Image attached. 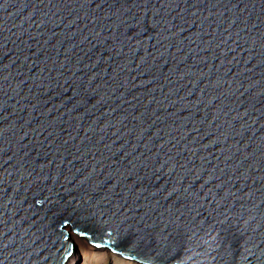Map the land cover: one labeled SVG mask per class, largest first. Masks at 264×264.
Returning <instances> with one entry per match:
<instances>
[{
  "label": "water",
  "instance_id": "1",
  "mask_svg": "<svg viewBox=\"0 0 264 264\" xmlns=\"http://www.w3.org/2000/svg\"><path fill=\"white\" fill-rule=\"evenodd\" d=\"M0 130L3 264H66V219L140 264L161 234L169 264H242L264 230V0H0Z\"/></svg>",
  "mask_w": 264,
  "mask_h": 264
},
{
  "label": "snow or ice",
  "instance_id": "2",
  "mask_svg": "<svg viewBox=\"0 0 264 264\" xmlns=\"http://www.w3.org/2000/svg\"><path fill=\"white\" fill-rule=\"evenodd\" d=\"M99 6V5H98ZM143 17H141V20ZM156 25V21H153ZM239 103V101H237ZM0 135H2V130H0ZM22 139V137H21ZM19 147V146H18ZM160 169L165 167V165L168 166L169 172L168 174H171L173 170L175 169V162L171 160V158L163 161L162 163L159 164ZM170 165H174L173 167H170ZM160 169L156 168V171L159 172ZM25 176H31V172H26L24 173ZM200 172L197 171L196 176H199ZM195 179V177H193ZM212 179V175H208V179L204 181V184H207L209 180ZM218 186V184L216 185ZM203 188V185L200 186ZM211 191L212 189L209 188L207 191V194L204 193V195H201L199 191L196 189H193L189 186H184L183 189L179 188L178 186H173L171 191H168L167 196H172L174 193L176 194V197H181V203H186L187 201L191 200L193 204H199L201 203V197L205 198L208 196H211ZM166 196V197H167ZM212 199H214L212 197ZM70 221L69 220H64L63 221V227L67 229V226L69 225ZM258 229H261V226H259ZM258 229H253L252 234L248 235L245 233V237H242L244 239V244H243V252H242V264H251L249 261V257L253 256L256 254V250L259 249L258 253L259 255L257 258L259 259L260 257H264V248H260V244L264 242V230L260 231L259 234L257 235V230ZM104 231H107L105 229ZM155 230H153L154 232ZM76 235L80 237L82 240H87L89 242L90 247L94 249H99V250H105L108 251L110 254H114L117 258L123 259V252L120 250V248L117 246V241L113 239H105L103 242H97L95 239L92 238L90 233L86 230H82L80 228H76L73 226L72 233L64 232L62 233L63 240L67 242L66 248H62L61 251L65 253V255L62 257L64 260H69L71 261L76 252V244L72 239V236ZM108 237H112L113 233L108 232ZM2 235V233H0ZM139 235V242L144 243L146 240H155V236L153 234H138ZM168 238L165 237L163 234H161L160 242L157 243V247L155 251L157 252L158 259L162 262V264H169V261L165 259L168 255L169 251V245L167 243ZM8 243H11V240L8 241ZM3 247H7V244L3 245ZM130 259H135V257H129ZM0 264H3V261H0ZM107 264H112L111 257L109 258Z\"/></svg>",
  "mask_w": 264,
  "mask_h": 264
},
{
  "label": "rangeland",
  "instance_id": "3",
  "mask_svg": "<svg viewBox=\"0 0 264 264\" xmlns=\"http://www.w3.org/2000/svg\"><path fill=\"white\" fill-rule=\"evenodd\" d=\"M77 254L73 259L72 264H107L109 258L111 257L112 264H140L131 260H128L123 257L117 258L114 254H110L105 250H98L91 248L87 245L88 248L85 249V245L82 243H77Z\"/></svg>",
  "mask_w": 264,
  "mask_h": 264
},
{
  "label": "bare ground",
  "instance_id": "4",
  "mask_svg": "<svg viewBox=\"0 0 264 264\" xmlns=\"http://www.w3.org/2000/svg\"><path fill=\"white\" fill-rule=\"evenodd\" d=\"M42 205H43V204H42ZM63 231H64V232H68V233H72V226L69 224V225L67 226V229H65V228L63 227ZM72 239H73V241L75 242V244H76L77 246H78L77 243H82V244L85 245V249L88 248L87 245H89V242H88L87 240H82L81 238L75 236L74 234H73V236H72ZM86 244H87V245H86ZM89 246H90V245H89ZM91 248H92V247H91ZM98 250H99V249H98ZM77 252H78V251H77V248H76L75 256H76ZM75 256H74V258H75ZM74 258H73V259H74ZM73 259H72L71 261H68L66 264H72Z\"/></svg>",
  "mask_w": 264,
  "mask_h": 264
}]
</instances>
